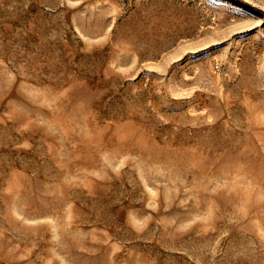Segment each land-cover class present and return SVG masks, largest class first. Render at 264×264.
I'll use <instances>...</instances> for the list:
<instances>
[{
    "label": "rangeland",
    "instance_id": "374dc122",
    "mask_svg": "<svg viewBox=\"0 0 264 264\" xmlns=\"http://www.w3.org/2000/svg\"><path fill=\"white\" fill-rule=\"evenodd\" d=\"M0 264H264V0H0Z\"/></svg>",
    "mask_w": 264,
    "mask_h": 264
}]
</instances>
